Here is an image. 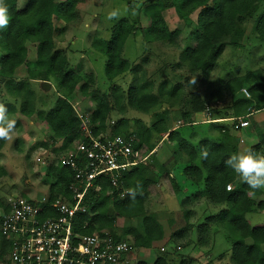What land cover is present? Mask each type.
Returning <instances> with one entry per match:
<instances>
[{
	"label": "trees",
	"instance_id": "obj_1",
	"mask_svg": "<svg viewBox=\"0 0 264 264\" xmlns=\"http://www.w3.org/2000/svg\"><path fill=\"white\" fill-rule=\"evenodd\" d=\"M79 0H27L23 8H18L16 0H6L9 7L10 22L8 27L0 29V77L10 79L11 91L22 93V83L14 82L13 73L15 68L26 63L28 59V50L26 42L28 40L35 43L36 50L40 55H49L52 64L51 72L55 75L59 87V97L52 109L46 114L38 112L48 127L51 129L52 137L61 141V150L74 147L82 140V127L84 119L78 115L68 96L77 88L88 92L90 84L81 83V76L72 70L66 69L69 63L68 56L63 49H54L52 36L56 31L55 19L71 22L78 18L77 4ZM210 0H156L150 3L145 13L149 15L151 24L146 34L156 41L175 43V38L179 35L180 29L171 30L166 24L161 11L166 7H173L177 15L185 22L191 13L200 9V30L194 32L191 46L187 45L182 52L183 62L187 65L190 72L200 74V79L208 81L211 73L215 70L219 59L223 56L226 46L239 41L244 35L245 29L243 23L252 12L256 11L257 6L264 0H215V6L207 5ZM257 34L264 42V11L257 23ZM66 31L64 27L60 28L59 33ZM133 31V25L125 18L120 19L114 26L112 35L108 40L97 39L93 41V47L100 50L107 56L105 64V74L108 79L126 72L129 69L130 62L123 56L124 43L130 32ZM40 63V62H38ZM41 64V63H40ZM38 64V66H40ZM133 79L128 89L126 101L127 104L142 112H148L153 106L160 102V98H171L192 103L199 95L192 91L183 90L184 83L178 82L168 88V80L160 83L158 93L149 92L147 86L142 85L139 68L132 69ZM7 79V80H8ZM187 84L191 87L193 80L188 77ZM89 81L92 82V76L89 75ZM223 81V82H222ZM211 90L210 99L225 98L232 96L233 115L224 113L222 115L239 116L248 113L250 110L258 111L264 106V75L259 70L248 71L245 74L229 73L227 77ZM81 83V84H80ZM80 85V87H78ZM151 85V84H149ZM153 86V85H151ZM247 87L251 97L242 95L241 88ZM33 90V89H32ZM27 91V90H26ZM29 93L31 91L29 90ZM91 100L95 102L93 114V124L90 123V132L96 135L101 130H106L109 125L110 111L115 109L117 112H123V90L119 85H114L110 94L93 91ZM29 104L32 105V97H28ZM205 101V102H207ZM194 104L195 101L193 102ZM199 109V106H192ZM11 112V107L7 108ZM215 111V110H214ZM25 116H32L31 107L21 109ZM215 113L221 114V110ZM184 123H192L190 114H184ZM130 125L128 119L121 118L113 125V133L134 134L138 140L141 152L151 149L153 137L166 134L165 142L173 141L175 143V154L177 162L182 163L181 171L187 183H180L175 178L172 180L176 193L182 189L190 190L186 196L180 198V204L184 208L185 224L176 230H173L168 239L169 243H174L175 248L189 245V233L194 228L190 224L192 204L195 201L204 200L213 205L222 206L217 213L210 214L205 221L198 224L196 230L199 244L206 241V237L213 224L220 223L224 225L229 237L232 240L231 258L234 264H264V225L254 227L246 217L254 207L264 208V198L256 200L263 194L262 189H251L246 183L242 182L240 176L230 167L225 165V161L233 154L229 145L223 141L212 140L207 137L198 139L196 144L191 143L184 138L178 129H170L165 120L161 119L155 122L151 127L136 121V124ZM222 135V139H230L229 126L216 125ZM258 141L251 146L254 151L264 154V130L258 127ZM4 144V139H0V148ZM46 145V143H43ZM147 144V145H146ZM202 146L209 148L208 159H203L201 155ZM153 148V147H152ZM152 157V156H151ZM150 157H148L149 159ZM149 161L138 163L127 171L122 172L119 177V187L113 186L107 178L99 177L95 179V184H102L103 190L111 189L110 195L91 190L88 192L85 212L78 211L74 223L73 232L77 234H92L96 231L107 230L108 235L115 240H130L134 247H149L153 242L162 241L164 232L163 224L151 212L146 209V196L151 185L159 184L155 171L148 165ZM159 173H168V168L160 164L157 167ZM45 173L53 179L50 184V195L48 201L63 194H69V186L74 180V171L69 167L50 165ZM6 171L0 164V177L5 175ZM229 183H234L235 187L227 189ZM203 188L201 189L200 187ZM183 187V188H182ZM127 189L126 196L120 195L121 189ZM135 190V196L129 194V190ZM257 201V202H256ZM0 209L7 211L8 203L0 199ZM57 214V213H55ZM141 214V223L131 225L128 228L117 230L118 218H125ZM121 232H120V231ZM251 238L247 243L245 239ZM180 243V244H179ZM7 242L0 236V249H5ZM171 259L162 254L155 259L152 264H170ZM194 260L185 256L181 257L180 264H192ZM206 263V262H205ZM137 264H148L147 261H138Z\"/></svg>",
	"mask_w": 264,
	"mask_h": 264
},
{
	"label": "rangeland",
	"instance_id": "obj_2",
	"mask_svg": "<svg viewBox=\"0 0 264 264\" xmlns=\"http://www.w3.org/2000/svg\"><path fill=\"white\" fill-rule=\"evenodd\" d=\"M155 1L79 0L76 6L78 11V18L76 20L67 23L55 19L56 31H54L52 36L53 48L58 50L63 49L69 61L66 69L77 72L81 76V83L87 82L90 84V91L85 92L77 88L68 96L69 101L73 104L78 115H82V118L88 125L95 122L92 119L95 102L91 100L92 96L90 93L94 90L110 94L114 85H119L123 90V112L119 113L115 109L110 111L109 130H113V125L121 118L128 119L132 126L139 120L147 127H151L155 122L157 123L163 119L170 129H174L184 124L185 119L183 116L185 113H189L193 121L203 122L206 120L208 118L205 114L207 112L206 107H210L212 110H216L217 108L223 110L221 114H234L230 107L233 100L232 96L218 99L217 101L219 103L213 99L207 101V96L210 95L211 90L216 85L218 86L215 82L222 81L227 77V74H245L248 71L259 70L264 75V42L259 39L256 33L257 23L264 11V1L244 21L243 28L245 32L242 38L226 46L227 48L223 56L219 59L208 81L200 79L199 72L198 74L196 72H190L187 65L182 63L183 50L187 45L191 46L194 44L192 37L194 36V32L202 29L199 21L201 7L195 9L191 13V16L189 15L186 18L187 22L177 15L173 7H166L161 11L169 29H180L179 35L175 38V43L171 44L160 40L156 41V39H152L146 34L151 21L149 15L145 13V10L150 3ZM26 2L27 0H16L17 7L23 8ZM207 5L214 7L215 0H210ZM113 10H118L119 16L118 18L109 20L108 13ZM123 18H126L133 25V31L127 36L123 46V56L130 62L129 69L113 79H108L105 74L107 56L100 50L95 49L92 43L95 38L108 40L112 35L114 26ZM61 27H64L66 31L59 33ZM25 46L28 50L27 56L29 60L15 68L12 79L14 82L22 83V93L12 92L9 84L11 80L0 77V103H3L6 108L11 107V112L7 113L8 118L17 121L15 129L11 133V139H4V144L0 148V161L2 159L3 165L6 167V174L0 177V199L6 204L8 198L10 199L17 195H24V197L33 200H39L41 197L47 195L50 184L54 181L45 173L47 167H45L44 163H35V158L42 152L43 159L56 161L58 156L66 152L64 149L61 150L62 140H57L54 136L52 137L53 134L46 121L40 115H37L38 112L46 114L52 109L60 94L58 82H56L55 75L49 68L52 64L51 57L45 54L40 55L36 50L35 43L30 40L26 42ZM1 53L0 51V56L2 55ZM134 67L139 68L142 85L147 86L149 92L157 94L160 83L168 80V88L175 83L181 82L184 83L183 90H193V94H197L199 97L196 100L193 99L192 103L184 101V98L177 101L171 98H160V102L148 112L133 109L127 104L125 98L132 83V69ZM89 75L92 76V82L89 81ZM187 77L190 80H196V83L190 87L187 84L188 81L185 80ZM43 81L49 82L51 86L45 88ZM29 90L31 93H29ZM28 97H32V105L27 101ZM194 101L196 104L193 103ZM194 105L199 106L201 108L200 111H198L199 109H194L192 107ZM23 106L24 108L31 107L33 110L32 116L27 117L21 112ZM230 120L225 124L229 126V135L233 139L230 140L231 144H229L231 145L230 149L232 152H238L236 149L240 145H244L246 148L241 149L245 150L251 144H255L258 141V127L264 130V123H260V121L264 120V110L259 111L256 115H252L250 117V125L240 130H236L231 125L233 121ZM84 121L82 125H84ZM204 125L207 124L193 125V127L181 126V129H183L182 132H184L185 137L194 144L202 137H211L212 140H220L222 138L219 129L216 130L208 126H205L203 129L202 126ZM198 128L200 131L195 130ZM163 137L164 135H155L151 141L152 144L148 146L155 148ZM239 138H242L244 141L240 145L237 143ZM43 143H46V145ZM174 145L175 143L173 141L165 142L157 153H152V157L150 156L146 160L149 161L147 165L155 171L158 176L157 178L160 180L159 184L151 185L149 188L146 196V209L148 212L156 215V218L164 225L167 238L171 236L173 230L180 228L185 221L183 218L185 213L184 208H181L179 205L180 208H178L177 206H172V204L168 208L164 206L165 197L170 198L172 195L176 196V189L172 182L175 176L157 171V167L160 164L168 168L173 162H177ZM232 185L234 188L235 184L232 183ZM262 195L257 200L263 198L264 195L263 197ZM217 209L218 207H215L210 212L216 211ZM193 210L197 211L196 217L190 219V221L192 220L193 224L199 223L200 220L198 218L199 214L202 213L201 209L195 205ZM247 217L254 225L264 223V211H260L257 214L250 213ZM141 218V214L128 218L121 216L117 221V230L128 228L131 225H138L141 223ZM193 226L194 228L188 237L192 243L196 241V237L198 239L196 230L198 225L194 224ZM215 227L217 231L221 230V232L216 235V247L210 251L211 258L209 257L210 252L208 253V250H206L211 246L208 245L204 247V251L202 249L203 253L199 252L194 255L195 261L192 264H199L201 262L216 264L218 261L214 259V256L221 250L229 249L230 244L224 240L225 232L223 229L225 227L222 226L223 229L218 226ZM193 230L195 231L193 232ZM155 245L154 250L148 249L140 251V249H136L132 253V260L129 262L131 264H137L142 259L148 261L149 258H152L153 260L159 255L168 252L171 255L170 257H173L170 263L177 264L175 262L180 259V254L170 253L168 251V245L163 244V242L155 243ZM163 245L166 246V251L162 250ZM174 245L176 244L174 243ZM197 245L198 248L202 246L200 244ZM155 249H159L157 257L154 255ZM186 250H184V253ZM227 264L232 263L228 262Z\"/></svg>",
	"mask_w": 264,
	"mask_h": 264
},
{
	"label": "built area",
	"instance_id": "obj_3",
	"mask_svg": "<svg viewBox=\"0 0 264 264\" xmlns=\"http://www.w3.org/2000/svg\"><path fill=\"white\" fill-rule=\"evenodd\" d=\"M241 93L251 97L247 87H242ZM259 110H264V106ZM258 111L232 117L234 128L249 126L250 117ZM82 129V140L56 161L43 159L42 152L35 158V163H44L45 167L66 166L74 171L75 181L69 186V194L51 202L49 190L39 200L17 195L8 200L7 211L1 209L0 236L7 245L0 249V264H119L133 248L132 241L112 239L107 230L74 233L73 223L77 212L87 209L89 191L94 189L107 196L112 193L111 189L103 190L102 184H95V179L107 178L119 187L121 173L145 162L154 148L141 152V143L134 134L124 136L109 128L93 135L85 121ZM232 188L229 183L227 189ZM127 193L122 188L120 195Z\"/></svg>",
	"mask_w": 264,
	"mask_h": 264
},
{
	"label": "crops",
	"instance_id": "obj_4",
	"mask_svg": "<svg viewBox=\"0 0 264 264\" xmlns=\"http://www.w3.org/2000/svg\"><path fill=\"white\" fill-rule=\"evenodd\" d=\"M44 83H45V81H43ZM43 83V84H44ZM45 87V86H44ZM46 88V87H45ZM218 99H220L219 97L217 98V99H215V101L216 102H218L219 103V101H217ZM210 100H212V99H210ZM214 100V99H213ZM223 100V99H222ZM222 104V103H221ZM225 104V103H224ZM223 105V104H222ZM218 106V105H217ZM200 109L201 108H199V110L198 111H200ZM206 109H207V112L205 113L206 115H207V117L208 118H206V120H204L203 122L202 121H196V120H194V121H192V123H189V122H187V123H184V124H181V125H179L178 127H175L174 129H178V131L181 133V135L184 137V138H186L185 137V134H184V132H182V130L183 129H181V126H183V127H185V126H189V127H193V125H199V124H207V125H204V126H202V128L204 129V127L206 126H208L209 128L210 127H212L213 129H218L217 127H216V125H222V126H224V125H226V126H228L227 124H225L226 122H228L232 117H234V116H227V117H225L226 115H222V114H217V113H215L217 110H220V109H216L215 111L214 110H212V109H210V107H206ZM223 110H221V112H222ZM259 111H261V110H259ZM258 111V112H259ZM225 112V111H224ZM223 112V113H224ZM10 113V112H9ZM256 114H258V113H256ZM255 113H254V115H256ZM231 121V120H230ZM200 122H202V123H200ZM205 122V123H204ZM231 123V122H230ZM260 123L261 124H263L264 123V120L263 121H260ZM186 124V125H185ZM191 125V126H190ZM231 125L233 126V124L231 123ZM231 127V126H230ZM234 127V126H233ZM230 129V128H229ZM242 129V128H241ZM195 130H199V128L198 129H195ZM236 130H240V129H236ZM200 131V130H199ZM199 131H197V132H199ZM220 132V131H219ZM228 132H229V130H228ZM221 133V132H220ZM230 134V133H229ZM207 136V135H206ZM165 137H166V134L164 135V137L160 140V142L155 146V148L153 149L154 150V153L156 152L157 153V151H159L160 150V148H161V146H162V144H164L165 143V141H164V139H165ZM207 138H210V139H212L211 137H207ZM188 139V138H187ZM189 140V139H188ZM221 141H223L225 144H227V145H229V144H231V142H230V140H233L232 139V137L230 138V139H226V140H224V139H220ZM217 141H219V140H217ZM242 142H244L243 141V139L242 138H239L238 139V141H237V143H238V145H240V143H242ZM257 143V142H256ZM255 143V144H256ZM254 144V143H253ZM253 144H251L250 146H249V148H251V146H253ZM154 146V145H153ZM230 146L231 145H229V148H230ZM241 146H243V147H241ZM233 147V146H232ZM241 148H246L244 145H240V147H238L237 149H236V151H238V152H240V151H242L243 149H241ZM248 149V148H247ZM233 153H236V152H233ZM2 161V162H1ZM1 163L0 164H4L3 163V160L1 159ZM183 165H182V163L179 161L178 163H176L175 165H173V166H169L168 167V173L169 174H171V176H175V179L178 181V182H180V183H184V184H186L187 183V179H185V177L183 176V174H182V171H181V167H182ZM3 167H4V169H5V171H6V167L3 165ZM165 174H167V173H165ZM183 188V187H182ZM201 189L203 188V186L202 187H200ZM262 190H263V192H264V188H261ZM187 193H190V190L188 189V187H186V189H182L179 193H175V195L176 196H174V195H172L170 198H166L165 197V199H164V206L165 207H169V205L170 204H172V206H177L178 208H183L182 206H181V204H180V198H182L183 196H186L187 195ZM263 195H264V193H263ZM263 195H262V197H263ZM0 197H1V195H0ZM258 198V197H257ZM257 198H256V200H257ZM264 198V197H263ZM8 200H9V198L7 199V201L6 202H8ZM177 200V201H176ZM200 201H202V202H200ZM257 201H259V200H257ZM178 202V203H177ZM7 205V204H6ZM180 207H179V206ZM197 206V208H199V209H201V212L202 213H200V212H198V213H200L199 214V218H198V220H200L199 221V223H194V224H200V223H202V222H204L205 221V219H206V217L208 216V215H210V214H213V213H217L218 212V210L221 208H224V205H220V206H218V205H213V204H210L209 202H206V201H204V200H199V201H195L194 202V204H192V207H191V210H192V214H191V216H190V219H194V217H196V212L197 211H195V210H193L194 209V206ZM215 207H218V209L216 210V211H213V212H210V210H212V209H215ZM0 211H1V209H0ZM260 211H264V208H260V209H257L256 207H254L253 208V210L251 211V212H248L247 214H246V217H247V215L248 214H250V213H255V214H257V213H259ZM183 218H184V216H183ZM247 219L249 220V218L247 217ZM197 220V221H198ZM192 225H194L193 224V222H192V220L191 221H189ZM249 222H250V224L252 225V226H254V227H260V226H262V225H264V223H260V224H257V225H254V224H252L251 223V221L249 220ZM185 224V221L183 222V225ZM182 225V226H183ZM164 226V225H163ZM215 226H218V227H220L221 229H223V227L222 226H224V225H222V224H220V223H216V224H213L212 225V227H211V229H210V231H209V233H208V235H207V237H206V241L203 243V244H200V245H202L201 246V248H198V245L197 244H199V241H197V237H196V241L194 242V243H192V242H190V244L188 245H186V246H180V247H178V248H175V246L173 245V244H168L169 242H168V239L169 238H167L166 237V235H165V230H164V228H163V232H164V236H163V239H162V241H160L161 243L163 242V244H165V245H168V251H170V253L171 252H174V253H177L178 255L180 254V259H178L177 260V262H175V263H177V264H180L179 263V261H181V257L182 256H185V257H187V258H189V259H192V260H194L195 259V257H194V255L195 254H197V253H199V252H201V253H203V251H204V247H207L208 245H211L210 246V248H208V249H206V250H208L207 252L209 253L210 251H212L215 247H216V240H217V237H216V235L218 234V233H220L221 232V230H218L217 231V228L215 227ZM213 227H215V229H213ZM195 230H193V232H194ZM223 231L225 232L224 233V240L226 241V243H228V244H230V247H229V249H227V250H221L219 253H217L215 256H214V259L215 260H217L218 261V263H216V264H227L228 262L229 263H232V264H234L233 263V260H232V258H231V252H232V246H233V244H232V240H231V238L229 237V233H228V231L227 230H225V228L223 229ZM191 232V231H190ZM131 238H129V240H130ZM131 241V240H130ZM192 241H194L193 239H192ZM245 241L247 242V243H250L252 240H251V238L250 237H247L246 239H245ZM160 242H157V243H160ZM154 246L156 247V245H155V242H153L149 247H141V248H139V247H134L133 246V248L131 249V251H129V253L127 254V255H125L123 258H122V261H120V263L119 264H128V263H130L131 264V262H129V261H131L132 260V258H133V252L136 250V249H140V251H145V250H148V249H153L154 248ZM152 247V248H151ZM185 249H187L186 250V252L184 253V250ZM202 249H203V251H202ZM154 250V249H153ZM158 250L159 249H155V251H154V255H156V257H157V255L159 254V252H158ZM162 250H164V251H166V246H162ZM161 249H160V251H162ZM162 254V253H161ZM165 255H167L168 256V258H170L171 259V261H172V258L173 257H170L171 255H169V253L168 252H166L165 253ZM159 256H161V255H159ZM209 257L211 258V252L209 253ZM208 258V257H207ZM145 259V258H144ZM147 259V258H146ZM155 259H157V258H154L153 260H152V258H149V260L147 261V263L148 264H152V262H154L155 261ZM143 260V259H142ZM195 261V260H194ZM171 264V263H170Z\"/></svg>",
	"mask_w": 264,
	"mask_h": 264
},
{
	"label": "clouds",
	"instance_id": "obj_5",
	"mask_svg": "<svg viewBox=\"0 0 264 264\" xmlns=\"http://www.w3.org/2000/svg\"><path fill=\"white\" fill-rule=\"evenodd\" d=\"M119 11L113 10L108 13V19L118 18ZM10 22L9 7L5 0H0V29L8 27ZM191 83L195 84L196 80ZM7 108L0 103V139H11V133L16 127L17 121L9 119ZM209 148L202 146L201 155L203 159H208ZM225 165L232 168L251 189L264 188V154L258 153L251 148L233 153L226 161ZM129 194L135 196V190L130 189Z\"/></svg>",
	"mask_w": 264,
	"mask_h": 264
},
{
	"label": "water",
	"instance_id": "obj_6",
	"mask_svg": "<svg viewBox=\"0 0 264 264\" xmlns=\"http://www.w3.org/2000/svg\"><path fill=\"white\" fill-rule=\"evenodd\" d=\"M44 86H45L46 88H49V87L51 86V84H50L49 82H45V83H44Z\"/></svg>",
	"mask_w": 264,
	"mask_h": 264
}]
</instances>
